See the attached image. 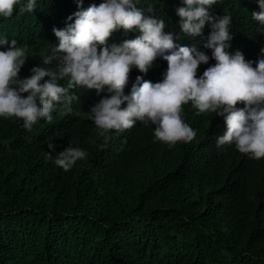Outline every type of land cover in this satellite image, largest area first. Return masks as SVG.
I'll return each instance as SVG.
<instances>
[{
  "label": "clouds",
  "instance_id": "9594fccd",
  "mask_svg": "<svg viewBox=\"0 0 264 264\" xmlns=\"http://www.w3.org/2000/svg\"><path fill=\"white\" fill-rule=\"evenodd\" d=\"M34 8L0 0V18ZM60 11L22 43L0 36L2 162L39 153L48 162L30 169L75 176L89 195L155 192L161 204L203 183L233 196L264 187V0H69ZM78 119L87 128L67 135Z\"/></svg>",
  "mask_w": 264,
  "mask_h": 264
},
{
  "label": "trees",
  "instance_id": "16d2710c",
  "mask_svg": "<svg viewBox=\"0 0 264 264\" xmlns=\"http://www.w3.org/2000/svg\"><path fill=\"white\" fill-rule=\"evenodd\" d=\"M68 2L35 0L32 12L0 18V36L22 43ZM73 107L86 117L83 105ZM195 122L201 137L205 125ZM86 128L78 119L64 131ZM31 158L7 165L0 157V259L10 264H264L262 184L233 196L226 185L203 183L189 201L161 204L155 192L89 195L85 184L74 186L75 176L30 169L48 162L35 152Z\"/></svg>",
  "mask_w": 264,
  "mask_h": 264
}]
</instances>
